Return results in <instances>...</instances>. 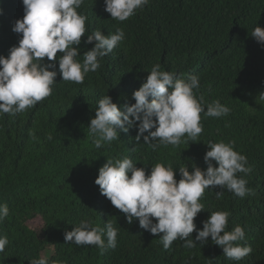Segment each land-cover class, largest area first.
I'll use <instances>...</instances> for the list:
<instances>
[{
    "label": "trees",
    "instance_id": "16d2710c",
    "mask_svg": "<svg viewBox=\"0 0 264 264\" xmlns=\"http://www.w3.org/2000/svg\"><path fill=\"white\" fill-rule=\"evenodd\" d=\"M0 8V55L7 57L22 38L12 29L23 18L24 6L22 0H0ZM78 12L88 19L77 60L82 62L84 52L94 47L95 41H85L95 30L108 35L122 28L125 39L80 84L62 80L58 53L52 94L16 116L0 115V204L9 208L0 222V235L9 241L0 264H30L46 252L51 253L49 264H264V44L251 35L256 26L264 28V0H150L123 22L111 18L104 0H84ZM45 63L51 62L45 58ZM157 63L183 79L199 76L196 95L204 97L205 110L219 100L230 113L220 118L201 113L203 131L196 142L153 151L143 137L136 141L134 126L96 148L88 127L98 101L108 95L122 111L134 104V91ZM221 140L235 141V150L247 157L252 171L238 175L254 194L241 198L227 189H206L200 200L204 210L194 223L202 230L211 212L229 211L226 230L241 225L245 239L240 243L252 247L240 261L227 259L211 237L204 245L196 241L194 248L177 239L165 250L162 234L142 229L138 219L128 223L95 183L107 159L125 157L146 174L156 163L171 165L178 181L180 166L206 170L207 143ZM217 191H223L219 199ZM36 218L42 221L38 229L29 225ZM82 219L100 227L111 222L118 229L116 248L101 251L66 242L65 232ZM196 235L194 230V241Z\"/></svg>",
    "mask_w": 264,
    "mask_h": 264
},
{
    "label": "clouds",
    "instance_id": "9594fccd",
    "mask_svg": "<svg viewBox=\"0 0 264 264\" xmlns=\"http://www.w3.org/2000/svg\"><path fill=\"white\" fill-rule=\"evenodd\" d=\"M83 2L22 0L24 16L14 22L12 29L22 34V38L18 46L10 48L7 57L0 55V115L16 116L52 94L58 74L55 63L58 53L62 80L80 84L89 72L98 70L101 59L125 39L122 28L108 35L95 30L85 41L86 44L95 41L94 47L84 52L82 62L77 60L80 55L78 46L86 35L88 19L78 12ZM104 3L111 18L123 22L148 5L150 0H104ZM0 14H3L2 8ZM251 35L264 44V28L256 26ZM45 58L51 63H45ZM199 88V76L190 75L183 79L175 71H162L159 63L153 65L146 81L133 93L134 104L125 105L122 111L108 95L98 101L95 117L88 127L92 143L101 148L119 139V132L126 133L134 126L138 128L136 141L139 143L143 137L144 143L153 151L160 145L178 146L198 141L203 131L201 113L220 118L231 111L219 100L208 103L205 110L204 97L196 95ZM48 139H52L51 135ZM207 146L210 150L204 156L206 170L194 167L189 172L187 166H180L178 181L171 165L156 163L150 174H146L144 168H137L132 159L125 157L107 159L99 169L95 183L101 194L126 214L128 223L138 219L142 229L153 235L162 234L160 240L165 250L170 249L177 239L185 241V248H194L196 241L204 245L211 237V241L223 249L227 259L240 261L251 254L252 247L241 245L245 239V228L241 225L226 230L231 215L229 211L211 212L210 217L202 222V230H197L194 218L204 210L200 200L206 189H227L241 198L254 194L247 187L248 181L238 175H247L252 168L247 157L235 150V141H209ZM222 195L223 191L216 192L218 199ZM8 215V206L0 204V222ZM153 218L157 222L154 223ZM194 230L197 231L195 241L191 238ZM117 235L118 229L111 222L100 227L91 219H82L73 230L66 231L64 237L66 242L77 246L93 245L103 251L105 247L116 248ZM8 243L7 236L0 235V253ZM50 255L32 259L30 264H49ZM52 264L65 262L56 260Z\"/></svg>",
    "mask_w": 264,
    "mask_h": 264
},
{
    "label": "rangeland",
    "instance_id": "374dc122",
    "mask_svg": "<svg viewBox=\"0 0 264 264\" xmlns=\"http://www.w3.org/2000/svg\"><path fill=\"white\" fill-rule=\"evenodd\" d=\"M29 225L31 226V227H33V228H40L41 226H42V221H41V219L40 218H36V219H34V220H31L30 222H29ZM49 253L48 252H46L45 253V256H47Z\"/></svg>",
    "mask_w": 264,
    "mask_h": 264
}]
</instances>
